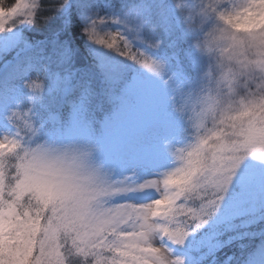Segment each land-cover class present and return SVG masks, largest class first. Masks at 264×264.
<instances>
[{
	"label": "snow or ice",
	"instance_id": "1",
	"mask_svg": "<svg viewBox=\"0 0 264 264\" xmlns=\"http://www.w3.org/2000/svg\"><path fill=\"white\" fill-rule=\"evenodd\" d=\"M70 3L71 0H57L47 14L42 11L43 0H16L7 8L0 4V34L7 35L29 23L39 26L42 19L52 20ZM255 7L256 0H247L244 10ZM239 14L237 10L232 15ZM17 17L23 23L13 24ZM148 18L167 33L172 51L162 59L157 49L130 45L132 51L121 54L117 44L122 32L108 26L135 19L139 31ZM177 19L178 14L172 9L158 4H141L134 10L120 5L107 16L89 13L80 29L86 39L115 50L130 64L109 65L100 60L92 74L75 84L71 75L57 74L54 80V89L64 92L60 106L70 104L66 107V132L59 140L76 141L75 154L84 165L122 173L116 181L120 192L105 197L104 211L105 219L124 214L122 219L127 222L117 220L109 225L98 221L87 229H76L72 205L75 189L69 174L40 163L38 158L31 164L22 162L16 165L20 170L14 177L9 168L0 173V264H69L65 249L69 236L74 251L85 258L92 257L94 264H168L161 250L175 254L170 244L184 243L191 233L208 223L245 158L264 159V106L247 102L232 117L228 135L233 139H227L219 130L213 133L230 150L210 171L211 183L197 189L203 194L197 208L188 206L191 200H177L179 193L169 192L159 197L174 200L165 210L167 215H154V204L133 195L154 189L155 182L148 173L163 159L160 139L175 133V106L184 99L185 89L202 64V58L189 47L193 32L178 26ZM69 31L70 28L59 29L50 40L40 42L37 51L52 56L58 66L70 65L80 54L68 36ZM151 76L159 77L163 86H158ZM210 140L211 137H202L194 147H177V151L187 153V170L195 173L208 166L206 152L216 147ZM2 142L10 146L18 143L11 135ZM34 203L40 207H34ZM182 217L192 222L189 224ZM156 236L161 242L167 241L162 248L153 246ZM174 264H183V259L175 254Z\"/></svg>",
	"mask_w": 264,
	"mask_h": 264
},
{
	"label": "clouds",
	"instance_id": "2",
	"mask_svg": "<svg viewBox=\"0 0 264 264\" xmlns=\"http://www.w3.org/2000/svg\"><path fill=\"white\" fill-rule=\"evenodd\" d=\"M3 3L4 0H0V4ZM55 3L57 0H50L47 4L43 0L42 11H48L49 6ZM141 4L164 5L177 13V25L193 32L189 47L202 58L200 70L194 73L192 83L185 89L184 99L175 106L178 123L175 133L160 139L163 159L148 173L155 182L154 189L133 193L155 205L154 215L163 216L167 215L165 210L174 200H162L159 198L162 194L179 193L176 199L183 198L186 203L200 199L197 189L211 183L210 171L230 150L227 144L219 143L213 133L219 130L227 139H233L228 135L232 117L247 102L255 101L264 106V0H256V7L252 10H244L247 0H121V7L128 10H134ZM237 10L240 14L233 16ZM205 12L209 13L207 17ZM50 21L42 19L39 26L35 23L26 25L41 29ZM21 23L20 17L13 21V24ZM108 27L122 32L117 44L121 54L131 52L130 45L159 51L166 47L167 33L162 32L151 18L144 20L139 31V22L135 19ZM249 29L255 31L249 32ZM33 79L41 80L42 88L34 89ZM47 81L48 66L36 68L22 82L23 95L0 113V173L9 168L14 177L20 170L16 165L22 162L31 164L38 158L40 163L69 174L75 189L72 205L76 213V229H87L98 221L109 225L117 220L126 223L122 219L124 214L105 219L107 214L104 211L105 197L120 192L116 181L122 173L103 166L92 169L84 165L75 154L77 142L59 140L66 132L64 108L70 104L52 111L45 102ZM9 135L18 143L11 146L3 143ZM202 137H211L210 143L216 147L206 152L208 166L194 173L185 168L187 153L177 151V146L194 147ZM64 152H69V155H64ZM252 158L264 162V159ZM143 175L141 172V178ZM207 190L211 191V188ZM43 191L46 193L47 189ZM33 206L40 207L38 203ZM153 242H158L161 248L167 243L161 242L159 236L154 237ZM65 249L69 264H94L92 257L85 258L74 251L71 236L67 238ZM164 252L167 253L168 264H174L172 257L175 254L167 249Z\"/></svg>",
	"mask_w": 264,
	"mask_h": 264
},
{
	"label": "trees",
	"instance_id": "3",
	"mask_svg": "<svg viewBox=\"0 0 264 264\" xmlns=\"http://www.w3.org/2000/svg\"><path fill=\"white\" fill-rule=\"evenodd\" d=\"M108 4L119 8L121 0H105ZM47 4L50 0H44ZM16 0H4L2 6L11 7ZM47 14V11L45 12ZM83 26L76 4V0H71L70 5L57 12L53 19L43 28L36 29L32 26H24L21 30L22 42L17 50L4 57L0 62V99L16 94L23 95L21 87L23 80L32 74L34 70L43 65H48V90L52 88L53 74L57 71H66L72 74V83L75 84L78 79H86L92 74L96 66L93 63L87 47L85 36L80 31ZM61 28L68 29V36L75 44L76 50L80 54L70 65H57L53 57L48 54H41L37 50L40 42L50 40L53 35ZM31 45V47H29ZM172 49L169 47V37L166 39V47L159 51L161 57L166 56ZM34 89L42 88V82L39 79H33L31 82ZM48 91L45 95V102L52 110L59 108L62 103L64 92L59 89L53 94ZM52 92V93H51ZM68 109L64 112L67 116ZM218 230L219 247L210 254L206 263L201 261L197 264H249L254 258L257 250L264 246V217L257 218L248 226L237 228H225L223 225ZM183 251V250H181ZM186 255L192 257L196 255L193 251H186ZM192 255V256H191ZM189 264H195L190 262Z\"/></svg>",
	"mask_w": 264,
	"mask_h": 264
},
{
	"label": "rangeland",
	"instance_id": "4",
	"mask_svg": "<svg viewBox=\"0 0 264 264\" xmlns=\"http://www.w3.org/2000/svg\"><path fill=\"white\" fill-rule=\"evenodd\" d=\"M76 4L82 24L84 23L85 16L89 13H98L103 16L111 14L117 9L108 4L105 0H76ZM10 26L11 25H9V27ZM24 26L26 25L20 26L18 30L7 35L0 34V62L4 57L8 56V54L18 49L22 42L21 30ZM85 41L95 66L100 60H103L109 65L126 66L130 64L125 58L118 56L111 50L91 43L86 37ZM57 74L61 77L66 75L72 76V74H68L66 71H57L55 75L53 74V89H49L53 94L57 93V90H59L54 89V80ZM151 79L154 80L158 86H163V82L159 77L151 76ZM20 97L21 95L18 96L16 94L15 96L0 99V113L6 110L8 106L12 105L13 102ZM177 147L181 146L178 145ZM199 195L201 196L203 194L201 193ZM140 198L143 199L144 197ZM199 203L200 199L197 198L191 200L188 206L195 209L198 207ZM259 217H264V162L249 157L245 159L236 170L219 208L208 223L191 233L185 239L184 243L170 244V246L174 248L175 254L183 259V264H189L190 262L197 264L196 262L199 261L206 263L210 254L220 245L217 238V229H219L221 225L231 229L240 228L242 226H248L249 223L254 222ZM182 219L186 220L189 224L192 222L188 217H182ZM153 246L157 248L160 247L158 242H153ZM184 250L189 252L193 251L196 255H191L192 257L187 256ZM161 255L166 261L168 260L167 253L163 250H161ZM172 259H175V257H172ZM249 264H264V246L257 250L254 258H252Z\"/></svg>",
	"mask_w": 264,
	"mask_h": 264
}]
</instances>
